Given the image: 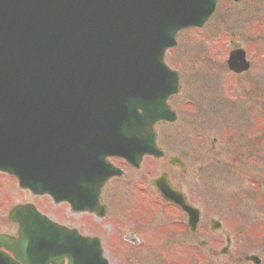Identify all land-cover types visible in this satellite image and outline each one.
I'll return each instance as SVG.
<instances>
[{"label":"water","instance_id":"1","mask_svg":"<svg viewBox=\"0 0 264 264\" xmlns=\"http://www.w3.org/2000/svg\"><path fill=\"white\" fill-rule=\"evenodd\" d=\"M216 2L0 0V170L21 187L58 200L61 187L97 157L105 171L92 182L95 195L108 177L120 174L102 161L106 156L134 166L144 154L160 156L153 125L175 120L166 99L178 89L164 51L175 45L178 30L201 27ZM227 66L248 69L244 51H231ZM153 184L187 213L194 230L197 209L165 175ZM63 198L71 201L68 194ZM29 222L20 223L16 239L0 235V247L12 254L0 249V264H62L64 257L67 264H108L96 239L69 233L44 216L40 229ZM219 227L211 221V230ZM246 260L259 262L254 255Z\"/></svg>","mask_w":264,"mask_h":264},{"label":"rangeland","instance_id":"2","mask_svg":"<svg viewBox=\"0 0 264 264\" xmlns=\"http://www.w3.org/2000/svg\"><path fill=\"white\" fill-rule=\"evenodd\" d=\"M218 6L202 28L181 31L177 46L165 56V62L179 74L180 90L169 102L177 120L156 127L158 144L165 156L181 157L186 171L170 167L163 157L153 160L151 168L152 174L168 169L173 179L182 183L189 199L202 212L205 232L208 233L209 220L217 219L223 225L217 234L228 233L234 242L229 253L221 256L219 246L201 248L194 241L182 249L173 242L165 243L161 234L157 240L152 237L150 246L142 240V264H171L164 257L181 255L185 256L180 264H238L234 261H242L248 254H257L264 264V194L259 178L255 174L249 178L253 173L247 160L250 148L244 149L261 131L260 125L257 128L252 124L253 114L264 111V0H219ZM231 44L250 52L247 58L251 68L247 73L235 75L226 69ZM248 93L252 94L247 97ZM250 125L255 126L251 134ZM229 137L231 141L227 143ZM214 138L217 142L212 149L210 142ZM221 149L225 155L222 159L233 163L230 171L223 163L214 162ZM239 155L245 157L246 166L236 160ZM1 180L0 183L7 182ZM138 183L147 186L146 181ZM11 190L9 187L2 194L7 202L14 203L18 195ZM147 191L154 195L152 189ZM5 211L0 208V231L10 228L3 216ZM186 235L189 240L202 239L190 232Z\"/></svg>","mask_w":264,"mask_h":264},{"label":"flooded vegetation","instance_id":"3","mask_svg":"<svg viewBox=\"0 0 264 264\" xmlns=\"http://www.w3.org/2000/svg\"><path fill=\"white\" fill-rule=\"evenodd\" d=\"M251 94L252 93H248L247 97ZM251 120H253L252 124L256 125L257 128L260 125L261 131L256 134L257 137L251 140L247 148H244L247 150L250 148L249 152L246 151V153L248 152L247 160L251 167H253V173L249 178H254L256 175L255 178H259L260 183H262L264 182V111L257 115L253 114ZM232 125L238 126V124L234 123H232ZM254 125H250V129L248 130L249 134H251L252 128L254 129ZM244 134L245 133L240 134V137H243ZM230 141L231 138L229 137L227 143H230ZM216 142L217 139L215 138L210 142V147L212 149L215 148ZM223 156H225L224 149H221L214 162L219 164L223 163L230 171L229 168H232L233 163L232 161H228L227 163L229 165H227L226 161L222 159ZM162 157L170 167H176L181 173H185L186 169L181 157L178 155L165 156L164 151ZM162 157L154 158L152 156H144L138 167L129 165L123 159L109 158L108 161L118 167L122 175L119 177H112L105 182L100 189L97 203L94 204L92 202L90 209L87 211L74 210L65 201L56 203L47 195L34 196L28 190L19 188L12 177L0 172V182L2 181L1 179L9 182L3 181L0 183V208H7L6 214L4 213L3 216H5V220L10 227L9 230L0 231V233L15 236L18 224L8 220L7 216L9 211L16 205L34 204L38 212L51 215L53 221L57 224L68 229H75L82 236L97 237L102 244L105 257L109 262L115 264H142V240L143 242L145 241L147 246H150L149 244L154 242L152 237L157 240L158 236L160 237L161 234L165 236V243L173 242L176 247L182 249L192 246L190 242L194 241L202 248H216L218 246L222 248L228 246L230 249L234 242L233 236L228 233L224 235L217 234L220 233L223 227L222 223L221 229L217 231L209 230V223L212 219L208 222V233L204 231V227L201 226L202 212L200 208L195 202L189 199L182 183L174 180L168 169H166V171H161L159 174H152V161L161 159ZM238 157L240 159H238ZM238 157H235L238 163L244 164L245 157L242 155ZM246 165L247 163H245L244 166ZM149 173H151V177L147 176ZM162 174H166L165 178L168 181L167 184L173 190L181 191L185 195L186 202L199 210V222L194 232H190L189 230L185 212L176 204L164 200L152 185L151 182ZM141 181H146L147 186H141L138 183ZM9 187L12 188V193L18 195V200L14 203L11 202V200L7 202L6 195L2 194ZM148 188L154 191V195H148ZM78 189L80 190V194H82V203L87 205L91 196L88 183L76 184L74 186V195H78ZM25 212L26 211L22 212V220H24ZM143 232L145 233L144 239L142 237ZM186 232H190L198 238L202 237V239L189 240ZM229 249L227 253H229ZM182 256L185 255L176 258L174 256L164 257V259L170 261L171 264H180L183 261ZM234 263L263 264V261L260 258L259 262H248L243 258L242 261L236 259Z\"/></svg>","mask_w":264,"mask_h":264},{"label":"bare ground","instance_id":"4","mask_svg":"<svg viewBox=\"0 0 264 264\" xmlns=\"http://www.w3.org/2000/svg\"><path fill=\"white\" fill-rule=\"evenodd\" d=\"M91 155L93 156L94 154H91ZM103 167H105V166L103 165ZM73 197H74L76 202H82V199L79 195H74Z\"/></svg>","mask_w":264,"mask_h":264}]
</instances>
